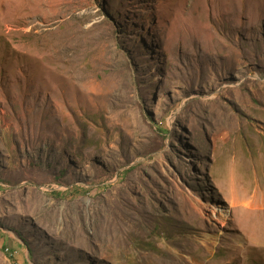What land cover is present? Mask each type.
<instances>
[{"label": "rangeland", "instance_id": "obj_1", "mask_svg": "<svg viewBox=\"0 0 264 264\" xmlns=\"http://www.w3.org/2000/svg\"><path fill=\"white\" fill-rule=\"evenodd\" d=\"M0 264H264V0H0Z\"/></svg>", "mask_w": 264, "mask_h": 264}, {"label": "built area", "instance_id": "obj_2", "mask_svg": "<svg viewBox=\"0 0 264 264\" xmlns=\"http://www.w3.org/2000/svg\"><path fill=\"white\" fill-rule=\"evenodd\" d=\"M15 256V253H12V257H14Z\"/></svg>", "mask_w": 264, "mask_h": 264}]
</instances>
